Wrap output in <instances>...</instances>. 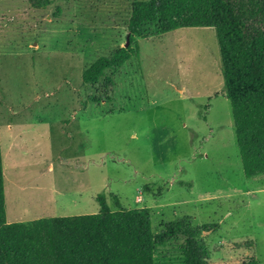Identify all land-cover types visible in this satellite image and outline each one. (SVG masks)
I'll use <instances>...</instances> for the list:
<instances>
[{
  "label": "rangeland",
  "instance_id": "obj_1",
  "mask_svg": "<svg viewBox=\"0 0 264 264\" xmlns=\"http://www.w3.org/2000/svg\"><path fill=\"white\" fill-rule=\"evenodd\" d=\"M139 1L152 0H0L4 217L75 214L68 199L56 203L79 189L91 202L82 211L97 210L96 194L110 209L146 207L152 232L181 217L206 224L210 264L244 254L264 264V174L240 171L213 29L156 34L150 18L129 33ZM125 35L133 55L83 84L81 71Z\"/></svg>",
  "mask_w": 264,
  "mask_h": 264
},
{
  "label": "trees",
  "instance_id": "obj_2",
  "mask_svg": "<svg viewBox=\"0 0 264 264\" xmlns=\"http://www.w3.org/2000/svg\"><path fill=\"white\" fill-rule=\"evenodd\" d=\"M51 1L28 0L35 8ZM150 18L156 34L178 27L213 29L240 171L244 177L264 174V0L139 1L131 6L128 32L141 34ZM131 55L126 45L97 57L80 81L95 82ZM103 83L107 87L109 78ZM94 198L95 212L6 221L0 164V264H210L199 239L206 224L192 226L181 217L152 232L146 207L110 209L102 194ZM168 247L175 252L164 253ZM234 264L256 260L244 254Z\"/></svg>",
  "mask_w": 264,
  "mask_h": 264
},
{
  "label": "crops",
  "instance_id": "obj_3",
  "mask_svg": "<svg viewBox=\"0 0 264 264\" xmlns=\"http://www.w3.org/2000/svg\"><path fill=\"white\" fill-rule=\"evenodd\" d=\"M77 112H73L72 113V120H75V119H77ZM63 122H61V123H58L59 124V127H61L63 124H62ZM80 129V128H79ZM79 129H77L76 128V131H75V133H80V132H82L81 130H79ZM60 132H62V130H60ZM80 157H82V156H80ZM83 159L82 160H85V158L84 157H82ZM78 163H80V162H78ZM45 168L47 169V170H49L50 168H52L53 166H52V163L50 162V161H46V163H45ZM79 168V167H78ZM80 169V168H79ZM84 169H85V166L83 167V168H81V171L80 172H84ZM75 171H77V168H76V170ZM74 171V172H75ZM73 177H75V175L73 176ZM36 188V190L37 189H42V190H44L45 189V186H42V184H40L39 185V187H35ZM42 193V192H41ZM75 193V195H73V193L70 195H68L66 192H61L60 193V196H59V201H57V200H55V201H57V203L56 204H58V205H63V204H66V200L68 199V201H71V203H73V204H75V205H77V207L79 208V210H81V211H76L77 213H75V214H79V213H90V212H88V210H86V211H82V210H85L84 208L86 207V208H89V205H90V203H89V193H88V191H87V194L85 195V198H84V191L83 190H77L76 192H74ZM43 195V194H42ZM45 197H47V196H45ZM41 199H44L43 197L41 198ZM42 201V200H41ZM81 201H83V204L81 203L80 204V202ZM43 202V201H42ZM48 201H45V202H43V205H46V206H48L49 207V204L47 203ZM79 205V206H78ZM91 209V208H90ZM92 212H94V211H92ZM6 220V219H5ZM6 221H8V220H6Z\"/></svg>",
  "mask_w": 264,
  "mask_h": 264
},
{
  "label": "water",
  "instance_id": "obj_4",
  "mask_svg": "<svg viewBox=\"0 0 264 264\" xmlns=\"http://www.w3.org/2000/svg\"><path fill=\"white\" fill-rule=\"evenodd\" d=\"M127 35H125V39H124V44H123V46L122 47H125L126 45H127Z\"/></svg>",
  "mask_w": 264,
  "mask_h": 264
}]
</instances>
